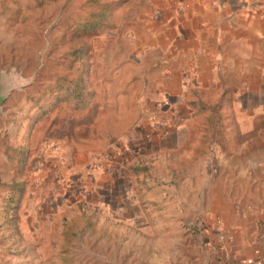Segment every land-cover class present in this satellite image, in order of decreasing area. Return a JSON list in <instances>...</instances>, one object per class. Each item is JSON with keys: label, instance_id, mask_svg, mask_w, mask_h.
Instances as JSON below:
<instances>
[{"label": "rangeland", "instance_id": "rangeland-1", "mask_svg": "<svg viewBox=\"0 0 264 264\" xmlns=\"http://www.w3.org/2000/svg\"><path fill=\"white\" fill-rule=\"evenodd\" d=\"M124 4L0 0V133L7 175L26 183L0 260L203 264L221 244L202 221L218 160L264 161V71L218 73L206 108L151 104L161 76Z\"/></svg>", "mask_w": 264, "mask_h": 264}, {"label": "crops", "instance_id": "crops-1", "mask_svg": "<svg viewBox=\"0 0 264 264\" xmlns=\"http://www.w3.org/2000/svg\"><path fill=\"white\" fill-rule=\"evenodd\" d=\"M121 10L133 11L138 19L142 61L161 76L154 94L147 96L151 104L167 98L170 106L189 110L205 101L199 97L208 85L218 86V73L264 71V0H125ZM153 14H158L157 21L149 19ZM184 75L189 77L186 85ZM2 139L0 133V230L2 215L21 202L26 186L7 175L10 155ZM218 161L220 177L209 181L215 190L202 209V221L232 234L233 241L213 250L206 244L203 264H264V161L251 158L244 170Z\"/></svg>", "mask_w": 264, "mask_h": 264}, {"label": "built area", "instance_id": "built-area-1", "mask_svg": "<svg viewBox=\"0 0 264 264\" xmlns=\"http://www.w3.org/2000/svg\"><path fill=\"white\" fill-rule=\"evenodd\" d=\"M217 241L221 244L231 243L233 241V235L230 233H224L221 230L217 231Z\"/></svg>", "mask_w": 264, "mask_h": 264}, {"label": "trees", "instance_id": "trees-1", "mask_svg": "<svg viewBox=\"0 0 264 264\" xmlns=\"http://www.w3.org/2000/svg\"><path fill=\"white\" fill-rule=\"evenodd\" d=\"M195 104L203 108H206L207 106L209 107V105L205 101H201V100L198 103L195 102Z\"/></svg>", "mask_w": 264, "mask_h": 264}]
</instances>
